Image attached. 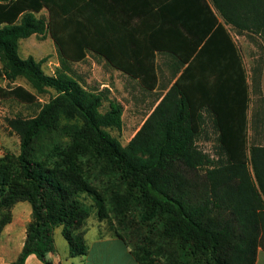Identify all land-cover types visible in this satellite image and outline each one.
<instances>
[{
  "label": "trees",
  "instance_id": "trees-1",
  "mask_svg": "<svg viewBox=\"0 0 264 264\" xmlns=\"http://www.w3.org/2000/svg\"><path fill=\"white\" fill-rule=\"evenodd\" d=\"M165 3L0 0V101L37 103L36 94L12 86L18 78L39 94L57 93L35 117L10 122L21 137L20 154L15 161L0 158V234L14 205L32 207L23 250L12 264H25L32 254L52 264L47 255L56 251L59 227L71 257L88 254L87 199L100 209L102 200L80 171L56 160L63 135L103 163L116 238L137 263L255 264L264 250V145L250 139L251 128L264 133V109L250 118L251 82L228 30L264 41V0ZM45 33L61 58L53 76L42 61L18 55L21 40ZM90 53L151 92L159 84L157 55L177 62L172 87L126 146L109 131L122 129L123 107L102 113L107 93L86 89L70 74V64ZM252 83L264 104L260 82ZM207 115L218 134L216 159L197 146Z\"/></svg>",
  "mask_w": 264,
  "mask_h": 264
},
{
  "label": "rangeland",
  "instance_id": "rangeland-1",
  "mask_svg": "<svg viewBox=\"0 0 264 264\" xmlns=\"http://www.w3.org/2000/svg\"><path fill=\"white\" fill-rule=\"evenodd\" d=\"M42 14L47 16L46 11ZM228 30L240 49L250 78L253 92L250 110V118L252 119L256 110L264 109V104H262L261 98L255 94V85L252 83L254 79L260 82L264 98V41L252 32L240 33L232 26H229ZM18 55L21 59L33 58L36 61H42L43 72L48 76H53L61 66L58 48L49 33L34 35L32 38L21 40ZM169 57L170 55L165 53L157 55L159 84L156 90L152 92L142 88L138 80L114 69L104 59L91 53L83 61L71 63L70 74L86 89L107 93L109 100L101 108L102 113L109 111L112 105L119 104L123 107L122 129H110L109 131L123 146H126L165 95L166 89L168 92L172 87L177 67H173ZM173 68L176 69L174 74ZM1 84L6 86L8 82L3 81ZM19 85L36 94L38 100L34 105L21 103L16 99L0 101V132L7 138L3 156L8 154L14 161L20 154L21 137L10 122L26 121L35 117L43 105L57 96L53 89H48L46 93L39 94L25 78H18L12 84L13 87ZM217 136L213 118L207 115L202 133L197 138V146L214 159L217 158ZM250 139L264 145V133L260 132L256 136L253 128L250 129ZM73 143L75 141L67 135L58 137L56 139L58 147L55 149L57 154L55 158L61 164L67 160L75 171H80L91 190L97 194V198L102 200L103 207L100 209L97 203L88 197L87 203L91 206L92 214L85 222L82 230L83 238L86 236L84 239L86 246L88 249H92L90 264H132L129 257V247L123 241L115 238L118 226L110 206L106 202L109 191L105 187L107 186V178L104 177L103 163L92 158L84 144L78 141ZM97 235L111 238L112 241L99 244L96 242ZM54 240L59 253H63L68 248V243L60 231L55 233ZM126 249L128 255H126Z\"/></svg>",
  "mask_w": 264,
  "mask_h": 264
},
{
  "label": "crops",
  "instance_id": "crops-1",
  "mask_svg": "<svg viewBox=\"0 0 264 264\" xmlns=\"http://www.w3.org/2000/svg\"><path fill=\"white\" fill-rule=\"evenodd\" d=\"M159 1H163V0H159ZM169 1L170 3H174L176 1L185 2L188 0H168V3L165 4L170 5ZM169 13L171 12L169 11ZM169 59L173 67H177V62L174 59V57L170 55ZM175 70H176L175 68L172 69L173 74ZM175 80L176 77L173 83L175 82ZM166 93H167V89L165 91V94ZM6 143H7V138L0 132V158L3 157L4 155V151L6 149L5 146ZM11 213H12V221L5 226V228L0 234V264H12L18 259L19 255L23 250L24 243L26 240L27 227L32 220V207L28 202L17 203L12 208ZM57 231H60L62 233V228H57L54 231V236ZM97 237L98 239H96V242L99 244H105L112 241L111 238L108 237L105 238L104 236H98V235ZM67 247L68 248L64 250L63 253H59L56 248L55 252L49 253L47 255V259L52 264H90V259L92 255L91 248L88 249V254L85 256L71 257L69 246ZM63 249L65 248L63 247ZM125 252L126 255H128L127 249L125 250ZM129 257L130 260L132 261V264H139L136 262V260L131 255V253H129ZM25 264H45V263L37 255L32 254L28 256ZM255 264H264V250L262 248L258 249L257 259Z\"/></svg>",
  "mask_w": 264,
  "mask_h": 264
}]
</instances>
